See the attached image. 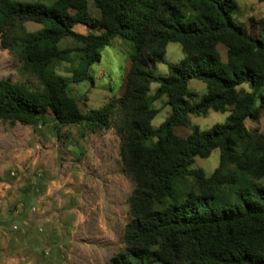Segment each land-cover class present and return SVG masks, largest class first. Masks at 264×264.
<instances>
[{"label": "trees", "instance_id": "trees-1", "mask_svg": "<svg viewBox=\"0 0 264 264\" xmlns=\"http://www.w3.org/2000/svg\"><path fill=\"white\" fill-rule=\"evenodd\" d=\"M92 1L99 17L91 15L87 0L51 5L0 0L2 48L17 53L25 70L43 83L37 91L0 81V121L34 126L51 113L59 127L85 123L108 129L116 105L125 111L120 157L134 190L124 250L108 264H264V187L250 183L237 188V177L222 173L226 164H235L253 180L264 178V135L246 127L248 120L257 119L256 98L264 88V28L254 35L234 22L236 0ZM26 23L42 28L30 33ZM77 25L90 33L75 32ZM65 39L83 44L74 84H93L89 69L114 40L133 44L120 99L100 110L80 111L68 94V79L54 70L55 64L69 60L70 52L58 47ZM171 43L181 45L185 58L169 67L168 76H157L152 64L165 62ZM219 45L226 48V62ZM192 80L207 87L195 105L188 101L196 96L188 89ZM152 83L159 85L154 96L149 95ZM244 85L251 92L240 95ZM163 96L172 114L155 129L154 102ZM229 110L226 123L208 130L189 124L190 116ZM178 127L191 129L190 136L178 137ZM243 141L248 143L239 154L237 144ZM215 150L220 151V167L211 177L191 169L197 158L207 159ZM188 176L196 179L197 192L177 201L173 187Z\"/></svg>", "mask_w": 264, "mask_h": 264}, {"label": "rangeland", "instance_id": "rangeland-1", "mask_svg": "<svg viewBox=\"0 0 264 264\" xmlns=\"http://www.w3.org/2000/svg\"><path fill=\"white\" fill-rule=\"evenodd\" d=\"M22 3L51 5L56 0H15ZM92 16L99 11L87 0ZM232 18L244 24L251 34L259 35L264 28V2L236 0ZM34 33L42 27L26 23ZM74 31L83 35L89 30L81 25ZM0 36V81L26 84L42 90L40 77L25 70L17 53L2 48ZM68 50L69 60L54 65L55 72L68 79V94L86 114L100 110L113 98L124 93L127 70L134 48L130 41L114 40L101 52V61L90 67L91 82L71 83L73 73L82 68L83 44L65 39L58 45ZM184 59L179 44H169L165 62L154 69L157 76H167L170 66ZM150 89V95L156 90ZM188 88L198 94L189 98L198 104L206 95V85L191 81ZM249 85L240 88V95L250 93ZM264 88L256 98L259 109L256 120L246 127L255 135H264ZM167 97L154 103L159 109L152 127L159 128L172 114ZM262 106V107H261ZM261 107V108H260ZM230 113L211 112L206 117L190 116V126L208 130L227 122ZM37 125L0 121V264H108L124 250V230L129 223V198L134 184L124 172L120 157L121 127L125 111L116 105L108 129L88 124L59 127L51 113ZM175 134L189 136L191 129L178 127ZM247 141L239 142L236 151L243 154ZM220 167V151L207 159L197 158L192 170H203L207 177ZM224 175L233 174L239 184L264 187V178L253 180L235 164H226ZM189 192H197L193 176L179 180L173 187L174 198L183 201ZM169 199L166 204L170 203ZM151 264H157L152 262Z\"/></svg>", "mask_w": 264, "mask_h": 264}, {"label": "crops", "instance_id": "crops-1", "mask_svg": "<svg viewBox=\"0 0 264 264\" xmlns=\"http://www.w3.org/2000/svg\"><path fill=\"white\" fill-rule=\"evenodd\" d=\"M90 33V31L88 32V34ZM173 44V43H172ZM174 44H177V43H174ZM180 45V44H179ZM169 46V45H168ZM168 46H167V48H168ZM181 46V45H180ZM167 48H166V54H167ZM182 48V47H181ZM218 50H219V52H220V54H221V59H222V61L223 62H226V53H227V51H226V48L225 47H223L222 45H219L218 46ZM182 51H183V49H182ZM183 54H184V52H183ZM166 57V56H165ZM184 58H185V55H184ZM184 60V59H183ZM182 60V61H183ZM158 64H163V63H154V64H152V68L153 69H156V66L158 65ZM130 67H131V59H130V65H129V68H128V70H127V74H128V72H129V69H130ZM168 76V75H167ZM127 77V76H126ZM164 77H166V76H164ZM193 81V80H192ZM194 81H198V80H194ZM191 82V81H190ZM190 82H189V84L188 85H190ZM201 82V81H200ZM203 83V82H202ZM153 84H156V83H152L151 85H150V89H151V86L153 85ZM206 85V84H205ZM156 86H157V88H156V90H155V92L153 93V94H151L150 95V92H149V95L150 96H154L155 95V93H156V91L158 90V88H159V85L158 84H156ZM189 89V88H188ZM190 90V89H189ZM191 91V90H190ZM193 93H195V95H197L198 94V92L196 91V90H194V91H192ZM206 92H207V87H206ZM207 94V93H206ZM163 97H167V96H163ZM162 98V97H161ZM160 98V99H161ZM159 100V99H158ZM158 100H156V101H158ZM155 101V102H156ZM154 102V103H155ZM166 104H167V106H169L168 105V97H167V101H166ZM155 108V107H154ZM156 109V108H155ZM172 109V108H171ZM156 110H158V113H159V109H156ZM211 112H213V111H211ZM211 112H209L208 113V115L211 113ZM231 113V111L229 110V111H227V112H225V113ZM216 113H221V112H216ZM158 115V114H157ZM208 115H206V116H208ZM206 116H197V117H206ZM180 128V127H179ZM183 128V127H182ZM177 129V128H176ZM175 129V130H176ZM185 137H183V136H180L181 138H187V137H189V136H187V135H184Z\"/></svg>", "mask_w": 264, "mask_h": 264}]
</instances>
